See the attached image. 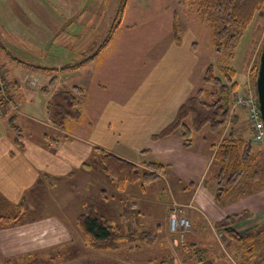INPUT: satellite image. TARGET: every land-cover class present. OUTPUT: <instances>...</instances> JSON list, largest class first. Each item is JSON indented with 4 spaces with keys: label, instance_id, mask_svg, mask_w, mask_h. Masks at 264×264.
<instances>
[{
    "label": "crops",
    "instance_id": "crops-1",
    "mask_svg": "<svg viewBox=\"0 0 264 264\" xmlns=\"http://www.w3.org/2000/svg\"><path fill=\"white\" fill-rule=\"evenodd\" d=\"M13 23L15 27L21 24L26 28L35 25L30 20ZM54 31L55 36L60 33L57 29ZM173 39L175 42L179 40L176 37ZM103 52L78 69L100 67L103 64L100 56L104 55ZM182 55L186 57L187 53L162 52L157 56L156 71L172 66L174 62L178 68L179 84L173 89L170 87L160 93V85L166 86L165 77L155 78L152 73L141 79L142 85L134 93H131L129 85V91L122 97L125 99L110 97L104 100L97 94L107 92L109 85L97 81L95 97L92 98L94 102L90 105L94 109V115L86 118L82 114L79 121L70 123L65 129L52 125L46 116L24 114L18 106V111L13 114H19L21 118L24 115L31 125L43 128V132L38 133L37 139L25 138L19 146H15L14 141L8 138L3 147H0V217H10L8 222L0 220V261L5 264H16L10 263L14 261H19V264H79L68 253L63 242L70 241L76 246L74 250L78 246L84 247L83 232L77 226V216L88 202L97 205L92 201L95 197L106 199L108 206H116L114 217L105 218L125 232H155V226L149 224V205L159 209L163 218H166L162 211L165 209V202L178 205L179 209L183 208L182 214L189 218L191 229L185 236L184 244L176 245L177 241L169 231V221L166 218L162 232L169 233V247H204L205 264H241L236 260L242 261V264H264V258L260 260L264 254L260 240L234 239L224 227L219 226V222L226 217L240 213L242 215L234 216L230 222L229 228L234 234H243L248 229L264 224V179H260L258 174L251 177L244 174L226 194L218 198L216 172L213 168L209 180L205 181L203 178L211 164L214 141H207L205 157L197 161L186 157L192 146L190 144L184 147L178 133L152 139L153 135L172 121L179 105L197 90V83L192 80L190 59L182 61ZM15 82L14 87L18 89L17 96L21 101L22 84ZM82 89L81 98L86 97L83 86ZM153 90L157 92V96L160 93L156 100L149 98V91ZM56 92L54 88L51 89L45 102ZM237 117L242 120L245 117L242 109L238 110ZM242 120L238 119L234 123L232 131H238L240 125H245ZM10 132L12 133L11 130ZM46 136L58 139V145H48ZM172 142L180 149V155H174V159L170 160ZM95 147L137 166H143L146 162H158L172 169L173 161L175 167H179L186 177L194 174L199 165V179L197 183L187 182L192 186L188 191L186 183L171 185L165 178L170 172L154 179L153 182L158 181L163 192L166 186L169 188L168 198L157 193L150 197L145 188L147 183L127 184L119 188L110 178L106 179L107 176L100 169L99 160L94 153ZM97 183H107L109 193L105 195V188ZM129 190L132 194L128 193ZM180 190L187 196H180ZM86 195L91 199H85ZM199 219L204 223L203 228L199 226ZM156 231V234L162 235L160 227H156ZM197 235L200 238H195ZM202 235H208L209 239L202 238ZM240 242H245L246 245Z\"/></svg>",
    "mask_w": 264,
    "mask_h": 264
},
{
    "label": "rangeland",
    "instance_id": "rangeland-1",
    "mask_svg": "<svg viewBox=\"0 0 264 264\" xmlns=\"http://www.w3.org/2000/svg\"><path fill=\"white\" fill-rule=\"evenodd\" d=\"M191 1L179 3L178 0H125L126 6L120 26L107 48L103 50L104 55H100L103 63L100 67L49 71L36 67L60 68L78 62L94 52L106 35L120 0H0V147H3L8 138L11 141L14 138L6 123L13 112H17L20 107L24 114L34 113L39 117L46 116L45 99L48 92L53 88L59 92L71 90L72 85L83 86L86 97L81 98L80 109L86 118L95 113L90 105L94 102L92 98L95 97L97 81L109 85L107 92L97 94L100 99L104 100L110 97L125 99L122 97H125V92L129 91V85L132 89L131 93H134L142 85L141 79L143 80L149 74L151 76L152 73L155 78L165 77L166 86L160 85V93L170 87L173 89L179 84L178 68L175 67V62L172 66L168 65L156 71L158 69L156 65L157 56L162 52L187 53L186 57L180 56V60L187 62L190 59L192 80L197 83V89L204 86L202 75L209 64L216 67L220 65L232 67L236 71L235 80L239 84L245 83L243 71L246 69L247 72H250L251 68L254 66L258 68L259 64V54L264 41V4L260 8V12H257L252 21L243 29L235 48L230 52L232 54H230L229 51L219 53L214 50L210 26L206 21L201 20L195 10L196 5L192 4ZM18 20H30L35 25L26 28L24 24H21L15 27L13 22ZM56 23L57 27L55 28ZM56 29L60 32L57 36H55L54 31ZM176 35L179 38L177 42L173 39ZM53 76H56L57 81L48 92H45L42 88L47 86L49 79ZM248 76L250 77L249 85L247 84L245 87L240 85L236 94L242 92L244 97L250 93L251 95L254 94L253 75L248 73ZM15 81L22 84L20 87L22 89L21 101L17 96L18 89L14 87ZM122 92L124 93L122 94ZM160 93L157 96L155 90L149 91V98L156 100V97H160ZM212 98L213 96L208 92L202 95L204 101H209ZM232 108L236 112L238 107ZM239 109L244 112L245 125H240L238 131H232V137L234 135V139H252L251 129L247 127L250 121L246 115V109L238 108L237 111ZM22 116L23 118L19 114L16 116V123L20 125L22 133L20 141L27 137L37 139L38 133L40 134L43 128L34 127L24 115ZM238 119L242 120V118L237 117ZM233 125V121L230 120L225 127L229 131L230 128L233 129ZM27 132L31 135L28 136ZM214 135L207 127L199 132H193L191 135L192 147L188 150L186 157L191 160H203L208 146L207 141L212 143L214 141L213 146L216 145L217 147L222 138V135L217 133ZM252 142L253 153H256L257 161L251 165L249 163L244 174L251 177L254 171L259 169L258 175L260 174V179H264V153H262L264 143H256L253 140ZM174 155L179 156L180 149L172 142L170 143V160L174 159ZM92 160L91 162H93ZM147 165L143 164L139 167L145 171H152V168ZM171 165L172 169L168 167L165 169V173L170 172L171 174L164 173L171 185H176L179 182L182 185L186 183V191L192 189V186L187 182L194 181L197 183L196 181L199 179L197 175L200 172L199 165L196 172L190 177H186V174L182 173L179 167H175V162L171 161ZM212 168L215 172L218 169L213 157L208 173L203 176L205 181L209 180L211 171H213ZM164 174L159 173L158 175L165 176ZM107 178L109 177L107 176ZM153 181L148 182L147 187H145L149 196L152 197L157 193L168 198L169 188L166 186L163 192L157 183L158 181ZM113 182L115 183V181ZM97 184L105 188V195L109 193L107 183ZM128 193L132 194L130 190ZM179 195L187 196L185 192ZM85 199H91V197L86 195ZM93 199L92 201L97 203L96 206L93 202H88L86 205H92L104 217H114L116 206H108L105 203L106 199L100 200L95 197ZM164 206L165 209L162 211L165 212L168 221L172 212L175 215L184 214L183 208L179 209L178 205H170L165 202ZM148 210L151 216L149 224L155 226V232H157L156 227H160L162 232L166 218H163L162 212L152 204L149 205ZM138 221L140 223V220ZM77 226L82 231L78 222ZM199 226L200 228L204 227L203 221L200 220ZM117 228L123 230L119 226ZM168 234L167 231H164L162 235H150L144 242L135 240L132 245L141 243L136 248H131L129 243L122 242L120 247L114 250L94 249L87 243L84 232L85 245L83 248L77 245L78 248L74 250L76 246H73L70 241L63 243L68 253L72 258L78 260L79 264H205L204 247L187 245L184 249L169 247ZM203 237L209 239L208 235H202ZM232 237L236 239L234 236ZM174 238L177 241L176 245L185 242V237L183 240L176 236ZM195 238H200V236L197 235ZM254 240L257 242L261 239L256 237ZM255 242L254 244H256ZM240 243L245 244V242ZM260 246L264 248V241ZM236 261L243 263L240 260ZM34 262L38 263V261ZM10 263L19 264L20 262Z\"/></svg>",
    "mask_w": 264,
    "mask_h": 264
},
{
    "label": "trees",
    "instance_id": "trees-1",
    "mask_svg": "<svg viewBox=\"0 0 264 264\" xmlns=\"http://www.w3.org/2000/svg\"><path fill=\"white\" fill-rule=\"evenodd\" d=\"M190 0H178L179 3H186ZM192 4L196 5V12L202 21H206L211 29L212 46L216 52H225L235 48L237 41L242 34L243 29L252 21L254 15L260 12V8L264 4V0H192ZM125 0H120L117 12L110 23L108 31L102 40V43L95 48V51L84 59L64 65L60 68L36 67L38 69H46L49 71L59 70H76L88 62L94 60L111 42L114 34L121 23V18L125 10ZM175 25V23H174ZM176 32V31H175ZM177 34V32H176ZM176 38L178 39L177 35ZM261 51V50H260ZM232 54V53H230ZM25 63L28 66L30 64ZM257 67V66H256ZM255 66L250 72L244 71L243 82L239 84L235 80L236 71L226 65L206 66L202 75V87L187 97L178 107L174 118L161 131L152 136L153 140L170 136L178 133L181 137V143L184 147H188L192 143L191 135L193 132H199L207 127L210 132L222 135V138L213 154V160L218 166L215 179L217 183L216 196L222 197L228 192L232 185L244 174L248 164H254L257 160L256 153H253V138L245 140L244 138L234 139L232 137V129L229 131L225 127L226 123L237 120L238 108L232 114L235 105L236 90L249 85L250 77L248 73L253 75L254 97L255 77L257 68ZM247 82H246V80ZM56 76L49 79L47 86L42 89L45 92L55 84ZM251 88V87H250ZM83 89L80 86H73L71 90H62L51 95L45 105V112L48 121L55 127L65 129L70 123L77 122L82 116L80 109L81 96ZM208 92L213 96L209 101L202 99L203 93ZM211 98V97H210ZM233 116H231V115ZM16 115L12 114L7 120V127L12 131L13 141L17 145L21 143V127L15 122ZM247 125V124H246ZM247 127L252 128L248 122ZM48 145H58L59 140L46 136ZM52 141V142H51ZM94 153L97 156L101 170L113 181L117 187L123 188L127 184L148 183L156 178L158 174H164L166 166L158 163H147L152 171H145L134 163L122 159L102 148L95 147ZM259 169L254 171V175L258 174ZM260 175V174H259ZM240 214L231 215L219 222V226L236 239L247 241L259 237L261 242L264 241V224L246 230L243 234H234L229 228L233 217H239ZM185 216V215H184ZM0 220L8 222L10 217H0ZM77 222L85 234L87 243L94 249L114 250L120 247L122 242H127L131 248L141 245H132L135 240L144 242L150 235L154 236V231L142 232H125L109 223V221L92 205H85L83 211L77 216ZM170 231V229H169ZM171 234L178 237L177 233L170 231ZM153 234V235H152ZM187 235V234H186ZM186 238V237H185ZM262 260L264 254L260 257Z\"/></svg>",
    "mask_w": 264,
    "mask_h": 264
},
{
    "label": "built area",
    "instance_id": "built-area-1",
    "mask_svg": "<svg viewBox=\"0 0 264 264\" xmlns=\"http://www.w3.org/2000/svg\"><path fill=\"white\" fill-rule=\"evenodd\" d=\"M244 96L242 92L236 94L234 107L241 106L243 109H246V115L251 124L254 140L260 143L264 142V123L260 116L257 100L251 93L246 97ZM169 229L177 233L180 240H183L186 234L190 232V220L184 215H175L172 212L169 216Z\"/></svg>",
    "mask_w": 264,
    "mask_h": 264
},
{
    "label": "water",
    "instance_id": "water-1",
    "mask_svg": "<svg viewBox=\"0 0 264 264\" xmlns=\"http://www.w3.org/2000/svg\"><path fill=\"white\" fill-rule=\"evenodd\" d=\"M255 90L260 116L264 123V41L259 54V64L255 77Z\"/></svg>",
    "mask_w": 264,
    "mask_h": 264
},
{
    "label": "flooded vegetation",
    "instance_id": "flooded-vegetation-1",
    "mask_svg": "<svg viewBox=\"0 0 264 264\" xmlns=\"http://www.w3.org/2000/svg\"><path fill=\"white\" fill-rule=\"evenodd\" d=\"M0 264H5L4 262L0 261ZM8 264V263H7Z\"/></svg>",
    "mask_w": 264,
    "mask_h": 264
}]
</instances>
